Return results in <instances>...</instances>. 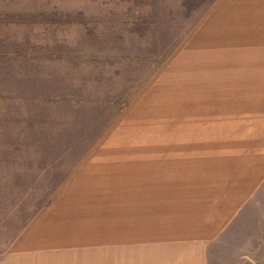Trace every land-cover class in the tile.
<instances>
[{"label":"rangeland","instance_id":"374dc122","mask_svg":"<svg viewBox=\"0 0 264 264\" xmlns=\"http://www.w3.org/2000/svg\"><path fill=\"white\" fill-rule=\"evenodd\" d=\"M220 1L0 0V256L82 250L90 234L64 226V189L150 91L171 90L147 117L199 83L237 8L262 16L261 0H235L194 41Z\"/></svg>","mask_w":264,"mask_h":264},{"label":"crops","instance_id":"0c3cea01","mask_svg":"<svg viewBox=\"0 0 264 264\" xmlns=\"http://www.w3.org/2000/svg\"><path fill=\"white\" fill-rule=\"evenodd\" d=\"M261 1V17L248 15L249 4L236 9L197 65L199 83L172 110L140 114L171 90L147 92L64 189V226L90 234L71 245L82 250L1 255L0 264H264ZM233 2L221 0L194 41L225 22Z\"/></svg>","mask_w":264,"mask_h":264}]
</instances>
